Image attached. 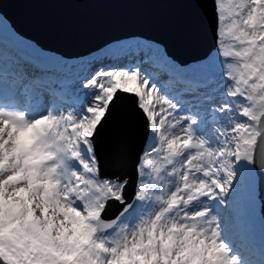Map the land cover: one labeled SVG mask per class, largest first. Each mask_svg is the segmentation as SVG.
I'll use <instances>...</instances> for the list:
<instances>
[{
  "label": "snow or ice",
  "instance_id": "6c2138e0",
  "mask_svg": "<svg viewBox=\"0 0 264 264\" xmlns=\"http://www.w3.org/2000/svg\"><path fill=\"white\" fill-rule=\"evenodd\" d=\"M188 2L191 62L132 34L50 67L0 13V264H264V0Z\"/></svg>",
  "mask_w": 264,
  "mask_h": 264
},
{
  "label": "water",
  "instance_id": "95a60500",
  "mask_svg": "<svg viewBox=\"0 0 264 264\" xmlns=\"http://www.w3.org/2000/svg\"><path fill=\"white\" fill-rule=\"evenodd\" d=\"M14 3H22L24 7L33 4L40 19L48 21L54 30L67 37L79 35L80 31L89 28H107L108 24H123L136 30L148 29L151 25L152 29L168 39L165 44L173 41L174 46L180 49L186 44L191 48L198 45L201 56L212 38L207 24L210 3L193 5L188 0H14ZM81 17L86 20L85 23ZM117 130V125L104 130V144ZM129 135L130 139L135 140V130L130 131ZM103 153L107 156L108 151L104 147ZM259 197L262 205L264 174H261ZM261 211L264 216L262 206Z\"/></svg>",
  "mask_w": 264,
  "mask_h": 264
},
{
  "label": "bare ground",
  "instance_id": "6f19581e",
  "mask_svg": "<svg viewBox=\"0 0 264 264\" xmlns=\"http://www.w3.org/2000/svg\"><path fill=\"white\" fill-rule=\"evenodd\" d=\"M16 29L19 30L18 27H16ZM20 32L23 33L22 31H20ZM118 35H122V34H118ZM24 36L26 38H32L33 40L38 41L39 45H41L45 49L44 53H41L38 50L37 51L39 52V54H45V56H47L46 57L47 64L52 65V67L57 65V62L60 61V57H58L54 51L47 49V47L42 42H40L35 36H30V35H26V34H24ZM115 36L110 35V36H104L103 38H99L97 41H95V45L97 46L98 44L110 39L111 37H115ZM90 46H94V44H91ZM88 47L89 46H87V48ZM63 57L65 58V56H63ZM117 129H118V126H117ZM115 132H113L110 136L112 137V135ZM110 140H111V138H109L108 142L103 145L104 149H106L107 151H108V145L110 143ZM259 227H261L260 218L256 217L255 225L253 228V239L261 244L262 235L259 234L260 233Z\"/></svg>",
  "mask_w": 264,
  "mask_h": 264
},
{
  "label": "rangeland",
  "instance_id": "374dc122",
  "mask_svg": "<svg viewBox=\"0 0 264 264\" xmlns=\"http://www.w3.org/2000/svg\"><path fill=\"white\" fill-rule=\"evenodd\" d=\"M256 216H260L259 211H258V200L256 202ZM261 231H262V229H261Z\"/></svg>",
  "mask_w": 264,
  "mask_h": 264
}]
</instances>
